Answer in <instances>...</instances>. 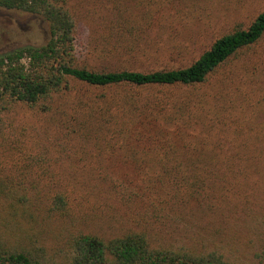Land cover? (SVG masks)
<instances>
[{
    "label": "trees",
    "instance_id": "obj_1",
    "mask_svg": "<svg viewBox=\"0 0 264 264\" xmlns=\"http://www.w3.org/2000/svg\"><path fill=\"white\" fill-rule=\"evenodd\" d=\"M225 1L107 0L150 68L96 70L69 0H0L47 27L0 54V264H264V10L186 60Z\"/></svg>",
    "mask_w": 264,
    "mask_h": 264
},
{
    "label": "rangeland",
    "instance_id": "obj_2",
    "mask_svg": "<svg viewBox=\"0 0 264 264\" xmlns=\"http://www.w3.org/2000/svg\"><path fill=\"white\" fill-rule=\"evenodd\" d=\"M69 3L75 12L78 23L76 55L81 64L96 70L102 68L113 70L119 65L135 70L150 68V65L128 56L119 58L103 55L104 57H102L97 53L104 49L97 40L102 32L101 17L106 13L107 0H69ZM233 7H235V0H226L223 5L216 7L219 13L214 14L215 10L210 11L214 14L213 18H226L216 21L213 24H216L213 30L205 31L195 37L187 61L197 58L233 24L243 23V25H247L257 12L264 10V0H245L242 2V9L238 12ZM197 27L199 26L197 25ZM218 30L220 31L218 32ZM213 31L215 32L211 33ZM46 38L47 27L40 18L19 11L0 10V54L27 44L43 43ZM117 170L119 172H131L128 168L119 167L115 169V171Z\"/></svg>",
    "mask_w": 264,
    "mask_h": 264
}]
</instances>
